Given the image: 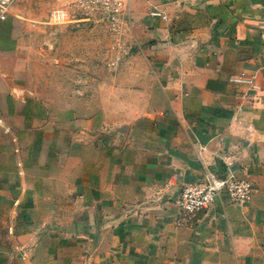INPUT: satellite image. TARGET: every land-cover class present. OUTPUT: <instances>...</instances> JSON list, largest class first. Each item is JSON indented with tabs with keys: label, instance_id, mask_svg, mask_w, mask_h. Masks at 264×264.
I'll use <instances>...</instances> for the list:
<instances>
[{
	"label": "crops",
	"instance_id": "crops-1",
	"mask_svg": "<svg viewBox=\"0 0 264 264\" xmlns=\"http://www.w3.org/2000/svg\"><path fill=\"white\" fill-rule=\"evenodd\" d=\"M80 1L0 8V264H264V0ZM207 172L251 198L179 223Z\"/></svg>",
	"mask_w": 264,
	"mask_h": 264
},
{
	"label": "built area",
	"instance_id": "built-area-1",
	"mask_svg": "<svg viewBox=\"0 0 264 264\" xmlns=\"http://www.w3.org/2000/svg\"><path fill=\"white\" fill-rule=\"evenodd\" d=\"M13 0H0V8L4 11ZM126 0H81L79 3L85 9L86 20H103L114 23L125 6ZM161 15L160 11L154 12ZM165 17V15H163ZM233 82H253V78L244 75L231 77ZM253 194L252 182L239 179L232 173L219 176L214 172H207L201 178L186 183L177 199L179 208L178 222H189L200 211L211 208L216 202L226 197L234 204H243Z\"/></svg>",
	"mask_w": 264,
	"mask_h": 264
},
{
	"label": "rangeland",
	"instance_id": "rangeland-1",
	"mask_svg": "<svg viewBox=\"0 0 264 264\" xmlns=\"http://www.w3.org/2000/svg\"><path fill=\"white\" fill-rule=\"evenodd\" d=\"M97 22L103 23L104 21L101 20V21H97ZM103 34L104 33L95 32L94 37H95L96 40L97 39L99 40V39H102L104 37ZM83 36H86V34L83 35ZM100 53H101V46H99V45L96 44V46L94 47V56H95V59L98 60V61L95 60L94 63H90V65H89L90 69H101V64L103 65V63L100 61L101 59L99 58V54ZM112 67H114V66H112ZM86 69H87V67H85V70Z\"/></svg>",
	"mask_w": 264,
	"mask_h": 264
}]
</instances>
